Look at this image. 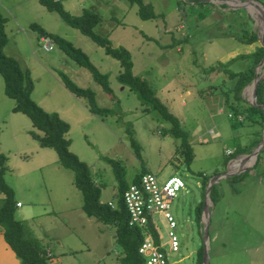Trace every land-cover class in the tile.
<instances>
[{
    "label": "rangeland",
    "instance_id": "374dc122",
    "mask_svg": "<svg viewBox=\"0 0 264 264\" xmlns=\"http://www.w3.org/2000/svg\"><path fill=\"white\" fill-rule=\"evenodd\" d=\"M151 1L154 13L161 15L145 21L138 17L137 6L127 0H63L61 5L73 16L84 9L98 14L101 21L93 31L107 36L113 48L129 51L133 74L148 82L187 133L193 154L189 167L175 154L179 140L168 134L169 124L155 112H144L137 95L117 81L118 61L38 0H0L7 37L3 52L30 73L33 101L69 125V151L89 167L101 189V202L116 199L113 170L103 158L123 167L127 183L141 170L160 183L171 176L184 182L185 187L169 207L176 223V252L169 251L166 222L155 216L152 225L168 264H198L201 247L203 253L207 250V264H264V151L257 156L256 166V160L243 166L248 161L244 157L230 162L259 144L263 127L249 121L238 123L224 103H234L228 92L234 82L229 72L244 71L260 45L258 41L244 44L239 40L245 33L257 35L260 30L255 9L251 7V17L246 9L220 11L219 3L207 4L205 0L199 5L183 0ZM31 24L84 52L98 71L107 75L112 94L103 92L86 69L50 40L53 49L45 51ZM261 31L264 33L263 28ZM218 63L228 72H207ZM263 70L264 64L259 74ZM59 74L93 91L96 105L110 114L90 113L84 99L74 97L61 85ZM13 106L14 101L4 94L0 76V154L7 158L4 180L18 202L15 218L50 251L48 264H119L114 227L85 216L73 173L59 166L54 150L39 147L30 132H41L32 127L28 117L13 112ZM127 128L140 147V159L129 145ZM227 151L233 154L227 156ZM227 165L231 172L247 168L214 183L209 243L204 249L203 226L196 219V208L204 197L201 182L203 177L210 180L224 174ZM1 199L0 194V203ZM0 264H19L3 240L1 227Z\"/></svg>",
    "mask_w": 264,
    "mask_h": 264
},
{
    "label": "trees",
    "instance_id": "16d2710c",
    "mask_svg": "<svg viewBox=\"0 0 264 264\" xmlns=\"http://www.w3.org/2000/svg\"><path fill=\"white\" fill-rule=\"evenodd\" d=\"M40 5L47 11L56 12L59 17L70 27L76 29L83 36L89 38L96 46L118 61L120 71L117 75V81L124 87L135 93L144 107V112H155L160 119L169 124L168 134L179 140L175 154L183 159V163L189 167L193 154L188 141L187 133L182 129L179 120L168 110L166 105L157 97L154 89L144 79L133 74L132 60L129 51L122 47L113 48L107 36H100L93 31L101 18L91 10L84 9L80 15L73 16L66 12L61 2L53 0H38ZM130 5L137 6V15L141 20L155 19L156 15L150 4L144 3L143 0H127ZM190 3H203L201 0H183ZM244 1V0H241ZM264 6V0H255ZM192 5V4H191ZM5 18L0 16V76L3 80L4 94L7 98L14 101L13 112H18L29 118L32 127L41 132V135L30 132L31 137L37 141L39 147L49 148L55 151L57 163L60 167L70 170L73 173V185L80 192L82 197L81 210L88 218H93L108 226L114 227L115 243L120 249L119 264H145L143 257L138 253L143 240V230L138 226L129 224V217L122 199L124 191L130 184H137L142 175L146 174L145 170L137 173L130 183L124 178V169L121 165L107 158H103L111 165L116 182V199L113 206L109 202H101V189L95 184L91 177L89 167L79 160V158L69 151L70 141L66 138L69 131V125L62 120L56 113H48L38 106L31 98L33 91V82L30 73L22 69L19 62L4 54L3 48L6 45L7 37L4 31ZM37 33L39 39L47 38L56 47H58L70 60L79 67L86 69L92 79L101 87L107 95L112 94L109 86L108 77L102 74L91 63L89 57L80 49L73 46L69 41L55 34L46 33L37 24L29 26ZM149 39V38H148ZM244 44L257 43L256 34L242 36L239 39ZM264 55V49L259 45L253 54V60L249 66L241 72H229V78L234 80L232 88L228 91L232 93L233 104L229 100L224 103L231 110V116L238 118L237 122L249 121L257 123L263 127L264 112L257 107L249 106L242 98V92L253 80L255 70ZM239 56L238 59H242ZM224 69L221 63L208 67L207 72L213 73ZM227 70V69H224ZM228 72V70H227ZM58 79L61 85L74 97L85 100L87 110L93 115L106 116L110 110L99 108L95 103L93 91L81 88L75 85L67 76L59 74ZM256 100L258 105L264 106V79L258 83L256 89ZM239 103H243L242 105ZM239 118L241 121L239 122ZM129 145L137 159H140V147L133 138V133L127 128ZM258 140L256 143H259ZM250 152H248L249 154ZM233 153L231 152V156ZM260 154L258 155L259 158ZM257 158V159H258ZM7 158L0 154V194L2 195L0 203V227L5 244L18 259L19 264H48L51 256L42 243L33 237L31 232L24 224L15 218V208L17 203L14 199V191L9 187L4 176L7 172ZM257 165V160L254 166ZM240 175V174H239ZM242 176V175H241ZM209 182L207 177H203L201 186L205 192V187ZM214 185L209 192V198L214 205L213 199ZM202 213V203L196 208V219L199 222ZM156 243H159L157 231L148 225L146 227ZM203 248L197 252V262L202 264Z\"/></svg>",
    "mask_w": 264,
    "mask_h": 264
},
{
    "label": "built area",
    "instance_id": "2783aa9c",
    "mask_svg": "<svg viewBox=\"0 0 264 264\" xmlns=\"http://www.w3.org/2000/svg\"><path fill=\"white\" fill-rule=\"evenodd\" d=\"M61 2L63 0H53ZM43 41V49L51 51L52 44L47 38H41ZM209 135H213V131H209ZM231 151H227L226 155H230ZM185 187L184 182L177 176L169 177L165 182L160 183L158 179L146 173L141 176L137 184H130L122 195L125 204L129 224L138 226L143 230V240L138 248V253L143 257L145 264H168L167 254L163 249V244L156 243L152 234L146 230L148 225H154L155 216L159 220H164L168 226L166 235L169 251L176 252L178 250V239L175 234L176 223L169 213V207L177 192ZM113 206V203H108Z\"/></svg>",
    "mask_w": 264,
    "mask_h": 264
},
{
    "label": "water",
    "instance_id": "95a60500",
    "mask_svg": "<svg viewBox=\"0 0 264 264\" xmlns=\"http://www.w3.org/2000/svg\"><path fill=\"white\" fill-rule=\"evenodd\" d=\"M236 2L238 4H240V5L237 4L238 8L246 9V11L248 12V14L251 17L253 15L249 11L248 6H252L256 10H259V11L263 12V14H264V6L258 1H255V0H244V1L237 0ZM263 36H264V33L263 32L261 33L258 30L257 35H256L257 41L259 42L260 46L264 49V37ZM263 63H264V55H263V58L261 59V61L259 62V64L257 65V67H256L255 76H254L252 82L247 87L244 88L243 94H242V98L246 100V102H247V104L249 106L260 108L264 112V106L263 105H258L257 104V100H256V89H257L258 83L261 80L264 79V70H263V72L261 74H259L260 67H261V65ZM247 91L251 92V97L250 98H248V97L246 98ZM261 151H264V123H263L262 137H261V140H260L259 144L249 154H247L245 156L244 155L238 156L236 159H233L230 162L236 161L237 159H239V157H244V159L253 158L254 161H255L257 156H258V154ZM237 163L240 164V162H237ZM229 166L230 165H227V170H226V172L224 174L216 176L214 178H211L209 180V182L207 183L206 187H205V192H204V197H203V202H202L203 203L202 204V213H201V219H200V221L202 223V226H203L204 249L206 248V246L209 243L208 230H209V217H210V213H211L210 205L212 204V202H211V200L209 198V192H210L211 187L214 185V183L218 182L220 179L229 178V177H231V176H233V175H235L237 173L245 171V169L247 168V167H245L244 169H242V170H240L238 172H230ZM206 252H207V250H204V253H203V264H207V253Z\"/></svg>",
    "mask_w": 264,
    "mask_h": 264
},
{
    "label": "crops",
    "instance_id": "0c3cea01",
    "mask_svg": "<svg viewBox=\"0 0 264 264\" xmlns=\"http://www.w3.org/2000/svg\"><path fill=\"white\" fill-rule=\"evenodd\" d=\"M144 1V3H148V4H150L151 5V7H152V9H154V6H153V1H151V0H143ZM157 1V0H156ZM159 1L160 0H158V3H159ZM237 0H205V3H214V2H217V3H219L220 4V6H218L217 8L220 10V11H225V10H238L239 8H238V5H236V6H232V5H230V4H232V3H234V4H238L237 2H236ZM194 4H196L195 2H193ZM192 3V4H193ZM154 11V10H153ZM155 14L157 15V16H160L161 15V13H156L155 12ZM236 55H233L232 57H230V58H233V57H235ZM238 57H239V55H238ZM33 92V91H32ZM17 203V206H18V202H16ZM49 252V254H50V256L52 257V255H51V253H50V251H48Z\"/></svg>",
    "mask_w": 264,
    "mask_h": 264
},
{
    "label": "bare ground",
    "instance_id": "6f19581e",
    "mask_svg": "<svg viewBox=\"0 0 264 264\" xmlns=\"http://www.w3.org/2000/svg\"><path fill=\"white\" fill-rule=\"evenodd\" d=\"M251 7H252V6H248V9H249L250 12H251V10H250ZM252 8H254V7H252ZM254 9H255V8H254ZM255 10H256V9H255ZM255 10H254L253 13L256 15L257 22H259V23H257V24H258V27L260 28L259 31L262 33L261 28H264V27H263V26H264V25H263V24H264V23H263V21H264V14H263V12H261V11H259V10H256V11H255ZM251 13H252V12H251ZM261 17H262V23H260V18H261ZM259 24H261V26H260ZM263 64H264V63H263ZM247 93H249V98H250V97H251V92H250V91H247ZM247 160H248V161H246L245 163H243V166H244V165H245V166L248 165L249 162H250V164H251V163H253V161H254L253 158H249V159H247ZM232 165H233V164H232ZM232 165H231V166H232ZM229 170H230V169H229ZM230 172H231V171H230Z\"/></svg>",
    "mask_w": 264,
    "mask_h": 264
}]
</instances>
